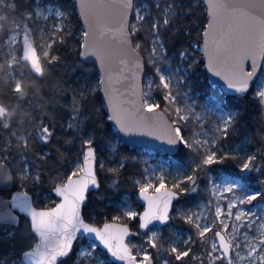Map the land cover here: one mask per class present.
<instances>
[{"label":"snow or ice","instance_id":"snow-or-ice-1","mask_svg":"<svg viewBox=\"0 0 264 264\" xmlns=\"http://www.w3.org/2000/svg\"><path fill=\"white\" fill-rule=\"evenodd\" d=\"M202 2L207 8V25L201 32L203 48L197 44L195 50H202L207 56V67L215 77L221 78L229 93L245 98L251 93L264 108V0ZM14 4L16 0H8L0 6ZM192 6L188 5L189 8ZM151 7L156 9L157 16L151 20L149 55L143 58L140 52L145 49L140 44H132V34L137 29L128 23V19L132 16L145 21L149 18L148 12L142 15L134 0H79L80 15L88 30L83 32L78 55L93 57L102 67L104 78L100 84L105 88L106 97L104 115L116 131L125 136H149L161 144L181 147L188 153L187 165L174 171L164 167H145L139 178H129L137 198L143 202L139 205L142 211L125 198L118 214L97 225L85 209L90 189L101 187L99 171L104 170V165L97 156L95 130L84 133L74 165L59 178V183L51 182L49 191L58 202L51 206L42 204L39 192L36 193L37 199H33L28 191L8 192V198L0 195V226H10L14 230L20 227L22 219L29 225L28 232L22 234L28 246L21 251L19 264L29 261L33 264H81V257L93 264H105L109 257L112 264H154L161 253H166L163 264H188L189 260L196 264H264V216L258 217L244 207L264 201V188L245 190L248 176L213 175L218 166H224L228 161H235L240 173L264 174V152L247 154L240 146L231 150L223 147V141L232 134L239 118V113L228 111L227 106L210 98L204 105L192 102L183 108L174 107L178 103L174 87L180 83L176 77L183 72L185 75L181 79L187 82L195 57L190 58L188 51H179L176 75L165 73L160 67V63L166 60L167 51L161 39V29L172 26L181 15L191 13L185 11V5L179 0H153ZM48 11L49 15L59 17L60 22L53 25L46 44H41L34 38L28 21L33 14L43 13L39 9L34 13L20 9L22 23L17 25L16 34L11 37V45L18 46L19 54L11 53L6 64H0V73L7 68L11 85L7 94L0 98V128L15 137L19 155V161H16L6 149H0V192L13 186L18 189L28 187L29 182L34 188L45 180L43 170L33 171L27 157L47 158L46 153L35 152L32 141L50 143L54 129L41 121L36 128L27 131L26 140L23 122L12 129L16 118L5 99L23 101L27 97L28 83L16 77L18 66L23 65L28 74L39 80L61 61L54 49L57 44H65L71 35L64 23L67 14L51 8ZM105 16L115 18L116 23L108 26L104 23ZM97 32L101 39L110 36L115 41L113 51L125 58L117 61L115 56H109L108 49L96 42ZM185 63L189 64L188 68L183 66ZM146 64L153 72L152 77L143 74ZM20 76L24 77V73L21 72ZM78 95L81 99L87 98L84 91ZM180 96L185 101H192L190 89ZM15 107L20 110L19 104ZM196 108L203 111L197 115ZM80 111L81 107L74 104L66 126L75 129L77 134L81 133L88 119H81ZM158 112H172L174 116L170 115L165 121L163 116L157 115ZM209 115L215 116L212 127L204 123ZM193 117L201 129L195 135L201 139L189 134L188 125ZM111 150L117 151L115 146ZM125 164L126 159L121 158L118 166L107 168V172L119 176ZM202 178L206 190L216 199L214 216L204 223L201 220L205 218L200 212L176 207L182 197L200 190ZM260 183L264 185V181ZM110 187L119 189V184L113 180ZM211 203L209 200L208 204ZM177 218L188 225L192 233L184 239L173 234L172 242L165 249L159 231L153 229ZM257 221L260 223L257 234L250 236L247 229L253 228ZM241 229L245 230L241 232ZM210 233L212 238L208 244ZM14 235V231L8 233L9 238ZM133 237L141 238L144 244H133ZM82 239L86 247L81 244ZM203 245L207 247L197 255L194 247ZM98 249L102 250L99 255ZM11 255L0 257V264H8Z\"/></svg>","mask_w":264,"mask_h":264},{"label":"trees","instance_id":"trees-1","mask_svg":"<svg viewBox=\"0 0 264 264\" xmlns=\"http://www.w3.org/2000/svg\"><path fill=\"white\" fill-rule=\"evenodd\" d=\"M135 1V0H134ZM149 4V18L145 21H136L134 17L130 18V25H134L137 31L132 34V42L134 46L140 44L145 50L140 52L143 58L149 55L148 48L151 46L152 36L150 35V25L152 18L157 16V11L152 8L153 0H146ZM8 0H0V5L7 3ZM185 5V11H190V15H181L172 26L167 29H161V39L166 47V60L163 62L178 58V52L186 50L190 53V58L195 57L194 68L185 83L184 80L179 83L182 90H191L192 96L204 98V95L211 90L216 91L227 109L239 113L238 122L232 134L223 141V147H229V150L240 146L245 152L243 145L246 144L248 154L255 152H264V108L258 101L249 93L247 98L238 97L231 94H225L219 90L217 86H212L203 67L202 53L196 51L192 42L201 43V32L204 28L206 18V9L202 0H179ZM52 4L66 13L64 23L67 25L71 35L68 36L65 44H57L54 49V54L61 58L59 64L54 65L46 75L39 80L28 74L23 65L16 69L17 79H24L28 83L27 97L23 101L7 100L9 111L15 115L16 122L12 124V129H16L21 122L25 130V139L27 140V131L34 129L38 123L43 121L49 124L54 129L52 140L48 144H40L32 141L36 153H46V159L28 156V162L32 166L33 171L42 169L45 175L44 183L36 187L29 186L20 188L31 193L33 199H37L36 193H41L39 198L42 204L49 206L53 205L57 198L51 195L49 191L51 182L55 180L59 183V178L64 177L69 169L74 165L80 152V142L84 133L95 130V147L97 156L104 165V170L99 171V181L101 187L90 191L89 201L86 204V212L91 215L92 221L99 225L109 217L118 214V202L128 196L134 198L136 191L132 187L129 178H137L141 171L143 162L141 161V147L130 146L121 143L113 126L109 123L104 115V105L100 96L99 76L96 65L92 61H84L78 55L82 39V27L78 19L74 0H16V4L10 7L0 6V64H6L9 56V44L6 43V38L16 30L17 25L22 23L20 20V9H29L34 13V8L37 5ZM193 5L191 8L188 5ZM198 5V6H197ZM32 25L31 29L34 33V38L38 43H41L37 37L38 28L35 20L28 21ZM42 44V43H41ZM189 45L192 47L190 48ZM18 48V47H17ZM19 54V53H18ZM189 58V59H190ZM188 67L189 64L185 63ZM24 73V77L20 73ZM145 74H153L151 68L146 64L144 68ZM185 73L183 74V76ZM10 77L7 75V68L0 73V98L2 94H7ZM90 90V91H89ZM80 91H84L87 98L81 99L78 95ZM20 106V110H16V105ZM79 105L81 111L79 117L83 119L88 117L84 123L80 134H77L75 129H67V123L72 116L73 106ZM168 116H174V113L168 112ZM213 121L212 117L205 119V124L208 126ZM97 124L100 126L97 127ZM199 126L192 120L188 125L189 134L193 135ZM0 149H6L9 156H13L16 161H19V155L16 153V139L12 137L10 132H6L0 128ZM19 134V133H17ZM23 142H21L22 144ZM115 146L117 151L113 152L111 147ZM225 147V148H226ZM181 159L186 165L188 163V153L179 147V150L174 154ZM121 158L126 159L125 167L121 170L119 176L107 172V168L116 167ZM23 167V164H20ZM221 172H226L232 175L248 176L249 183L257 190L264 188L260 181H264V174L253 172L251 174L240 173L236 167L235 161H228L224 166H218L217 171L213 175L218 176ZM113 180L119 184V189L110 187ZM207 185L200 183V190L194 194H188L182 197L180 202L184 205L193 204L195 200L206 198L208 191ZM18 189L15 186L6 192H1L3 196H8V192ZM175 228H191L186 225L181 219L172 220L169 224L161 227L166 235ZM29 225L22 219L20 227L12 229L10 226H0V257L12 253L9 257L8 264L16 261L19 264L21 251L27 249L28 241L24 238L23 233H27ZM14 231L15 235L9 238L8 233ZM139 237H133L134 244ZM84 241L83 239L81 242ZM194 247V251L196 250ZM158 259L155 260V262ZM195 263V261H194ZM81 264H93V262L81 258ZM112 264V262L110 263ZM188 264H193L192 260Z\"/></svg>","mask_w":264,"mask_h":264},{"label":"rangeland","instance_id":"rangeland-1","mask_svg":"<svg viewBox=\"0 0 264 264\" xmlns=\"http://www.w3.org/2000/svg\"><path fill=\"white\" fill-rule=\"evenodd\" d=\"M134 3L137 5L138 9L142 10L141 11L142 15L145 14V12L149 11V4H148V2L146 0H135ZM50 8L53 11L60 10L58 7H56V6L52 5V4L37 5L34 8V12H35L36 9H39L43 13V15H35V14H33V18L35 20V24L37 25V28H38L37 37H38L39 41L42 44H46L47 36L50 35L53 25L58 23V22H60L59 21V17H53V16L49 15V11L48 10ZM45 17H47V18H45ZM136 21L138 22L137 19H136ZM29 25H30V27H32V25L30 23H29ZM14 34H16V30H13L8 35V37L6 38V41H5L6 43L9 44L10 54L11 53L18 54V51H17V47L18 46L11 45V37ZM197 44H199V43L192 42V45L195 48H196ZM199 45L201 47V43ZM7 57L9 58V56H7ZM171 58L174 60L173 62H171V61H170V63H169V61L168 62H161L160 63V67L163 69V71L165 73L171 72L173 75H176V68H177L178 63H180V61H179V58L175 59V58H173V56ZM183 66L185 68H188V66L186 64H184ZM183 74H184L183 72H180L178 74V76L176 77L177 79H180V82H182V80H183V79H181L183 77ZM145 76L152 77L153 74H145ZM174 91H176V94L178 96V103L176 105H174V107H182L183 108V107L189 105L192 102H197L200 105H204V104H206L208 102V100L210 98L213 99L216 103L224 105L220 95L214 90H211L208 93H206L204 95V98L203 97L202 98H197L196 96H192V101H185V100H183L181 98L180 94L184 93V92H187L188 90H182L179 84L175 85ZM157 96H158V94H157ZM194 110L196 111L197 115H199L203 111L202 108H196ZM227 110L230 111L229 109H227ZM208 117H212L213 118V121L210 123L209 127L214 126V124H215V116L209 115L206 118H208ZM192 120L195 122V117H193ZM204 123H205V121H204ZM197 126H199V125H197ZM200 130L201 129H200V126H199L198 129L195 131V133L192 135L193 138H195V139H201L202 138V137H199L198 135H195L196 133H199ZM226 148L229 149V147H226ZM243 148L245 150V153L248 154V152L246 150V144L243 145ZM140 151L142 153L141 154V161L143 162L141 170H143L145 167L153 166V167H155L157 169L160 168V167H164L168 171H174L178 167L186 166V164L181 159H179L176 155L167 154V153L163 152L162 150H149L147 148H141ZM145 162H147V163H145ZM231 175L232 174H229V173H226V172H221L217 177H219V176H231ZM234 176H237V175H234ZM137 178H139V176ZM245 186H246L245 190H247V191H258L254 186H252L249 183L248 180L245 181ZM125 198H127V200L132 204V206L136 207L137 210L140 211L142 209V208L139 207V205H141V204H139V202H138L137 195L134 198H131V197H128V196H124L120 200V202H118V206L119 207H122L124 205ZM209 200H212L211 204H208ZM197 205H199L200 207L197 208ZM215 206H216V199L212 198L210 192H208V195L206 196V198H201V199L195 200L193 202V204L184 205L183 203L179 202L176 205V207L178 209L190 208V209H192L194 211L200 212L202 214V216L205 218V219L201 220L202 223L206 222V220H211L213 218L214 212H215ZM244 207L247 208V209H250L253 212H255L258 217L259 216H264V201L254 202L253 205H246ZM259 227H260V223H259V221H257L253 228L247 229L249 235L250 236L256 235L257 234V229H259ZM153 230H158L159 231V233L161 235V238L164 241L163 247L165 249H167L169 247L170 243L172 242L173 234H176L181 239H184V238H187V236L190 233H192V230H190L189 228H183V229L182 228H175L170 233V235H166L167 239H164V236H163L164 233L161 231V227L160 226H155V228ZM244 230L245 229H241V232H243ZM211 238H212V234L210 233L209 234L208 244L211 243ZM81 244L86 247L85 241H82ZM134 244L139 246V245L144 244V241L141 238H138V240H136ZM206 247H207V245L196 246V248H197L195 250L196 254L199 255L200 252L202 251V249H204ZM100 251H102V250H99V249L97 250V255L100 254ZM165 256H166V253H161V255L157 258L158 261H156V262L154 261V264H163V258ZM81 258H85L86 260H88L86 257H81ZM18 260H20V258H18ZM111 262L112 261L109 258H107L106 261H105V264H110ZM193 264H196V262L194 263V261H193Z\"/></svg>","mask_w":264,"mask_h":264},{"label":"water","instance_id":"water-1","mask_svg":"<svg viewBox=\"0 0 264 264\" xmlns=\"http://www.w3.org/2000/svg\"><path fill=\"white\" fill-rule=\"evenodd\" d=\"M74 2H75V6H76V11H77V14H78V19H79L80 24H81V27H82V39H81V43H82L83 42V32L86 31V30H88V27H87V24L84 22V19L80 15V11H79V0H74ZM204 7L206 9V17H207V8H206L205 4H204ZM130 18H131V16L128 19V23L129 24H130ZM104 23L107 24L108 26H112V25H114L116 23V20L113 17L105 16L104 17ZM206 25H207V20L205 22L204 28L206 27ZM96 37H97V41L96 42L102 48L108 49L109 56H115L116 59H117V61H118V59L125 58L124 56L119 55L118 53H116V52L113 51V48L115 46V41H113L110 36H106L103 39H101V38H99V32H97L96 33ZM132 44H133V42H132ZM133 46H134V44H133ZM202 48H203V40H202V37H201V49ZM80 50H81V48H80ZM201 53H202V60H203V63H204L203 64V67H204V70H205V73H206V75L208 77L209 82L213 86H217L219 88V90L222 91L223 93H225V94H231L223 86V82H222L221 78L215 77V75L212 73V71L207 67L208 58H207V56L204 55V53H203L202 50H201ZM140 55H141V53H140ZM81 59L84 60V61H92L96 65L97 72H98V76H99L100 96H101V100H102L103 105H104V108H105V103H106L105 88H104V86L102 84H100V81L104 78L103 77V69L99 65V62L95 58H93V57H88V58H82L81 57ZM143 74H144V70H143ZM117 87H119V85H117ZM121 91H123V89H121ZM231 95H233V94H231ZM157 115L163 116V119L165 121H167L169 119V116L167 115V113H159L158 112ZM109 123L113 126L112 122L109 121ZM114 130H115V132L117 134L118 140L121 143L130 145V146L147 148L149 150H162L163 152H165L167 154H171V155H174L179 150V147H175L174 148V147H170L168 145L161 144L162 143L161 141H156V140H154L153 137L142 136V135L125 136L122 133H118L115 128H114ZM95 189L96 188H92V189H90V191L95 190ZM16 191H27V190L15 189V190L12 191V193H15ZM0 195H2L1 192H0ZM30 195H31V193H30ZM4 197L5 198H8V196H4ZM56 202H58V199H57ZM138 202H139V204H142L143 203L139 199H138ZM140 211H142V209ZM156 226H160V225H156ZM160 227H162V226H160ZM109 259L111 260L110 257H109ZM26 264H33V262L29 261V262H26Z\"/></svg>","mask_w":264,"mask_h":264}]
</instances>
